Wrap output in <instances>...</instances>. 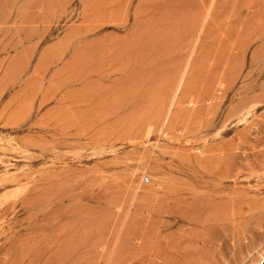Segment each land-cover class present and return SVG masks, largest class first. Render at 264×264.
I'll use <instances>...</instances> for the list:
<instances>
[{"label":"rangeland","instance_id":"rangeland-1","mask_svg":"<svg viewBox=\"0 0 264 264\" xmlns=\"http://www.w3.org/2000/svg\"><path fill=\"white\" fill-rule=\"evenodd\" d=\"M162 263L264 264V0H0V264Z\"/></svg>","mask_w":264,"mask_h":264},{"label":"bare ground","instance_id":"bare-ground-1","mask_svg":"<svg viewBox=\"0 0 264 264\" xmlns=\"http://www.w3.org/2000/svg\"><path fill=\"white\" fill-rule=\"evenodd\" d=\"M25 8V7H24ZM35 8V7H34ZM89 57V56H88ZM87 63V62H86ZM186 176H188V175H186ZM193 178H195V177H193ZM196 179V178H195ZM193 180V179H192ZM200 181V180H199ZM202 181V180H201ZM179 182V181H178ZM181 182V184H182V181H180ZM192 182V181H191ZM203 182V181H202ZM174 184V183H173ZM176 184V183H175ZM179 184V183H178ZM185 184H186V182H185ZM193 184V183H192ZM200 184V183H199ZM187 185H189V183L187 184ZM197 185V184H196ZM192 186V185H191ZM180 187V186H179ZM187 186H185V188H186ZM189 187V186H188ZM187 187V188H188ZM183 188H184V186H183ZM192 188V187H191ZM196 188V187H195ZM170 190V189H169ZM182 190H184V189H182ZM169 192H172V193H170V194H172L171 196H177L178 194H179V192L180 191H178V187H177V189H174L173 191H168V193ZM190 192V191H189ZM195 193V192H194ZM201 193V192H200ZM192 195V194H191ZM209 197V196H208ZM167 198V197H166ZM171 198V197H170ZM170 198H169V200H170ZM194 198H196V197H194ZM200 199V198H199ZM206 199V198H205ZM168 200V199H167ZM171 200L173 201V199L171 198ZM208 200V199H207ZM172 201H170V202H172ZM192 201V200H191ZM177 202H180V200L179 201H177ZM207 202V201H206ZM184 203H186V201L184 202ZM183 202H182V204H184ZM213 203V202H212ZM171 204V203H170ZM212 205V204H211ZM181 206V205H180ZM176 207V206H175ZM174 207V208H175ZM184 207L186 208L187 207V205L185 206V204H184ZM178 208V207H177ZM214 208V207H213ZM180 209V208H179ZM184 210V209H183ZM207 210H209V209H207ZM210 211V210H209ZM191 212V211H190ZM204 212V211H203ZM203 212H201L202 214H203ZM205 212H206V210H205ZM204 212V213H205ZM183 213V212H182ZM207 213H208V211H207ZM174 214V213H173ZM180 214V213H179ZM187 214V213H186ZM182 215V214H181ZM180 215V216H181ZM212 215H213V213H212ZM202 216V215H201ZM211 216V215H210ZM177 217V216H176ZM205 217V216H204ZM207 217V216H206ZM201 218V217H200ZM202 220V219H201ZM195 221H196V219H195ZM199 222H201L200 220H199ZM196 234V233H195ZM157 235V234H156ZM157 239H159V238H157ZM185 240V239H184ZM192 240V239H191ZM202 240V239H201ZM181 242H182V240H181ZM188 242V241H187ZM185 243V242H184ZM156 244V243H155ZM182 244V243H181ZM180 246V245H179ZM171 247V246H170ZM175 247V246H174ZM178 247V246H177ZM183 247H184V245H183ZM159 250V249H158ZM168 250V249H167ZM180 251V250H179ZM186 252V251H185ZM161 253V252H160ZM158 254H159V252H158ZM179 254V253H178ZM142 256V255H141ZM140 256V257H141ZM144 256V255H143ZM183 256H185V255H183ZM158 257V256H157ZM161 258V257H160ZM166 259H167V257H165ZM141 259V258H140ZM139 259V260H140ZM170 260V259H169ZM146 262V261H145ZM168 262V261H167ZM171 262V261H170ZM143 263V262H142ZM153 263V262H152ZM162 264H164V263H162ZM175 264V263H174ZM179 264V263H178Z\"/></svg>","mask_w":264,"mask_h":264}]
</instances>
